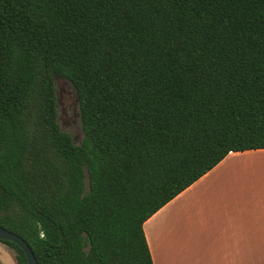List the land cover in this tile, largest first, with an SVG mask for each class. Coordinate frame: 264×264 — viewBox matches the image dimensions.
<instances>
[{"label":"trees","instance_id":"trees-1","mask_svg":"<svg viewBox=\"0 0 264 264\" xmlns=\"http://www.w3.org/2000/svg\"><path fill=\"white\" fill-rule=\"evenodd\" d=\"M56 76L77 91L80 145ZM256 150L264 0H0V226L38 264H154L145 222Z\"/></svg>","mask_w":264,"mask_h":264},{"label":"crops","instance_id":"crops-1","mask_svg":"<svg viewBox=\"0 0 264 264\" xmlns=\"http://www.w3.org/2000/svg\"><path fill=\"white\" fill-rule=\"evenodd\" d=\"M262 157L264 150L229 154L147 220L154 264H264V198L252 197L264 190L234 179L237 161Z\"/></svg>","mask_w":264,"mask_h":264},{"label":"rangeland","instance_id":"rangeland-1","mask_svg":"<svg viewBox=\"0 0 264 264\" xmlns=\"http://www.w3.org/2000/svg\"><path fill=\"white\" fill-rule=\"evenodd\" d=\"M55 82L57 87L58 121L60 127L62 131L71 136L75 144L80 145L84 138V132L77 91L71 82L65 78H58ZM234 167L236 171L234 179L235 181L241 182V187L245 181H247L251 182L252 185L256 184L260 186V189L264 190V157H262L260 161H256L254 164L249 165H245L244 161H237V163L234 164ZM230 173L231 171L225 172L227 176ZM252 197L264 198V192L259 193L258 195L252 194ZM0 264H17L15 252L11 248L0 249Z\"/></svg>","mask_w":264,"mask_h":264},{"label":"water","instance_id":"water-1","mask_svg":"<svg viewBox=\"0 0 264 264\" xmlns=\"http://www.w3.org/2000/svg\"><path fill=\"white\" fill-rule=\"evenodd\" d=\"M58 78H62V77L56 76L55 81ZM0 240L1 241H9V242H13V243L17 244L24 251V253L27 257L28 264H38L36 256H35L32 248L21 236H19L16 233H13V232L3 228L2 226H0Z\"/></svg>","mask_w":264,"mask_h":264}]
</instances>
